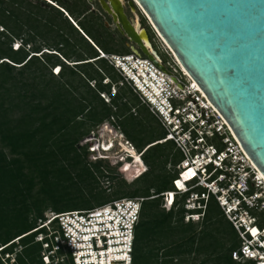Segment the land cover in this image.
I'll return each instance as SVG.
<instances>
[{
    "label": "trees",
    "instance_id": "1",
    "mask_svg": "<svg viewBox=\"0 0 264 264\" xmlns=\"http://www.w3.org/2000/svg\"><path fill=\"white\" fill-rule=\"evenodd\" d=\"M110 37L101 19L69 0H0V264H46L44 243L51 244L47 255L54 239L63 238L58 220L50 239L39 230L47 212L91 211L126 199L144 200L133 264H254L233 259L241 240L214 197L199 201L204 211L186 209L202 189L174 196L170 211L163 209L164 195L176 192L184 155L175 142H163L167 131L101 57L122 53ZM115 117L148 167L131 185L80 146ZM210 143L222 150L218 138ZM106 171L120 180L112 196L99 185ZM190 213L203 214L202 222H186ZM253 214L264 221V214ZM51 264L74 260L62 248Z\"/></svg>",
    "mask_w": 264,
    "mask_h": 264
},
{
    "label": "built area",
    "instance_id": "2",
    "mask_svg": "<svg viewBox=\"0 0 264 264\" xmlns=\"http://www.w3.org/2000/svg\"><path fill=\"white\" fill-rule=\"evenodd\" d=\"M101 57L109 60L110 56L101 53ZM111 58V65L167 131V139L163 142H175L184 155L178 167L179 178L174 182L176 192L165 194V202L171 208L173 200L169 199L172 196L202 189L201 195L191 196L186 209L204 211L206 207L199 201L207 202L214 197L241 240V247L233 254V259L264 264V226H259L260 220L253 214H264V177L226 120L200 88L194 87L186 73L182 72V76L169 74L161 67L162 61L158 64L143 58L142 54L112 55ZM103 132L109 134L105 139L101 137ZM120 136L123 135L108 124L93 133L87 140L92 162L129 163L132 167L136 159L131 150L135 148L128 140H123L122 144L118 140ZM214 138L219 139L222 150L210 143ZM137 156L142 158L140 153ZM190 170L195 175L186 176ZM146 172L145 167L137 175L131 173L133 176L128 174L125 179L130 182ZM177 182L182 187H177ZM143 201L126 199L91 211L54 214L39 230L46 229L50 239L55 235L53 224L58 220L63 238L54 239L55 247L46 255V264H51V256L62 248L71 253L74 264H133L135 229L140 222ZM203 217V214L190 213L186 221L196 222ZM252 229H257V235H252ZM38 238L44 243L47 236L40 234ZM44 246L48 250L51 244L44 243ZM125 256L129 259H124Z\"/></svg>",
    "mask_w": 264,
    "mask_h": 264
},
{
    "label": "water",
    "instance_id": "3",
    "mask_svg": "<svg viewBox=\"0 0 264 264\" xmlns=\"http://www.w3.org/2000/svg\"><path fill=\"white\" fill-rule=\"evenodd\" d=\"M136 2L264 177V0Z\"/></svg>",
    "mask_w": 264,
    "mask_h": 264
},
{
    "label": "rangeland",
    "instance_id": "4",
    "mask_svg": "<svg viewBox=\"0 0 264 264\" xmlns=\"http://www.w3.org/2000/svg\"><path fill=\"white\" fill-rule=\"evenodd\" d=\"M69 1L71 3L78 4V9H81V10H84L85 8L89 9L90 13H94L96 17L101 19V21L104 23V25L106 26V28H107L110 36H111L109 38V40H110L109 42L112 44V46H114L115 49L120 50L122 52L121 54H117V55L128 56V55H125L123 53V51L125 52V50L123 49V45H124V47L126 49H131L132 50V48H136L137 50L138 49L140 50V48L134 42H132L125 34H123L120 31V29H119L120 26H118L116 20L112 16V14L108 13V11L105 9V7H104L105 5L104 4L106 2L108 3L109 0H69ZM82 3H83L84 7H82ZM123 7H124L125 15L127 16V19L131 23H135V22L139 21L141 27L147 31V34H148L149 39H150V41L152 43V46H153L154 50L156 51L157 56L162 61L161 67L164 68L169 74L182 76V72L183 73H185V72L182 70V67H181L178 59L176 58L175 54L170 49V47L166 44L164 39L160 36V34L158 33L157 29L154 27L153 23L151 22L150 18L148 17V15L141 9V7H139L137 2L135 0H123ZM139 52H140V54H142L141 50ZM142 56H143V58H148L144 54H142ZM111 59L112 58L110 56L109 60H107L110 63V65L112 64ZM116 72L119 74V72L117 70H116ZM55 73L58 74L57 71H55ZM109 82H110L109 80H105L104 84H107ZM121 85H123V84H121ZM125 85H127V87H129L133 91V89L126 82H125ZM92 86H95V84H92ZM111 92H112V96H116L117 92H119V88L116 87V86H113ZM133 93L135 94L134 91H133ZM135 96L138 97V99H139V101L141 103V106L147 107L143 103V101L139 98V96L137 94H135ZM101 97L103 99H105L106 103H110L111 102L112 98L109 97L108 95H102ZM153 116L156 118V116L154 114H153ZM156 120L159 122V120L157 118H156ZM105 124H108L109 126H112L115 130H117L119 133H121L123 135V136H120L121 140H124V141L128 140L127 137L125 136V134L122 133V129L119 126V123H118V120H117L116 117L112 118L111 121H108V122L104 123L103 125H105ZM100 127H102V125L97 127L96 129H94L88 137L84 138L81 141L80 146L85 147V148H88V146L90 147V145H87V140L93 135V133H96L100 129ZM99 133H101V132H99ZM108 135L109 134L107 132L105 134L103 132L101 134V137H102V139H103V137L105 139V138L108 137ZM133 147L135 148V151L131 150V154L133 156L135 154H139V152H138L137 148L135 147V145H133ZM88 151H90L89 148H88ZM133 153H135V154H133ZM111 157H114V154H112ZM89 159H90V161L93 160L92 157H89ZM106 164L108 166H111V170L113 172H115L116 175L121 176V177L123 176L124 179L127 178L128 174H131L130 169L132 167H130L128 169V171H126V168L123 169V167L124 166L127 167L129 165V163L127 165H124V164H119L117 162L107 161ZM145 167H146V169L148 171V167L145 165V163H144L143 169H139V170L143 171L145 169ZM105 170H107V169H105ZM105 173H106L105 177H101L100 175H98L99 185H100L101 190H104L107 195L112 196L113 193L115 192V188L119 185L120 180L113 181L110 178H108L107 171ZM132 174L133 175H137L138 173L134 174V172H132ZM134 181L135 180H132V181L129 182V181L126 180L128 185L133 184ZM163 209H165L166 211H170L171 208L165 202L164 206H163ZM53 215H54V213H52L51 211L47 212L45 214L46 221H48L49 219L53 218L54 217ZM44 222L45 221H39L38 225L40 226ZM192 222L195 223L196 225H199L202 221L200 219V220H198L196 222L195 221H192ZM259 226L260 227L264 226V221H260ZM37 241L40 242V238H38ZM43 248H44V252H43V257H44V256H46V254H45V246ZM20 249L21 248H19V250ZM8 258L9 257L6 256V259H8ZM13 263L14 262L12 260L11 264H13Z\"/></svg>",
    "mask_w": 264,
    "mask_h": 264
},
{
    "label": "bare ground",
    "instance_id": "5",
    "mask_svg": "<svg viewBox=\"0 0 264 264\" xmlns=\"http://www.w3.org/2000/svg\"><path fill=\"white\" fill-rule=\"evenodd\" d=\"M104 5H105L106 9L108 11H110L112 16L116 20V22L119 23V24L121 23V24H123L125 26V29L129 31V33H130L131 37L133 38V40L135 42H137V44L142 46V48L151 57V59L154 62L160 64L161 59L157 56V53H156V51L154 50V48L152 46V43H151V41L149 39L147 31L141 27L139 21L135 22V23H131L127 18H125L126 15H125V12H124L123 0H110L108 3L106 2ZM139 7H141V6L139 5ZM141 9L143 10L142 7H141ZM134 49L137 50L136 48H134ZM182 70L187 74V76L192 81L191 77L189 76V74L187 73V71L183 67H182ZM192 82L194 83V87L195 88L198 87V85L194 81H192ZM118 140H121V139H118ZM121 142L123 144V140H121ZM124 149L128 150V148L126 146H124ZM133 154H135V153H133ZM134 157H135L136 161H135V164L130 169V172L131 173L134 172V174H137V173L141 172V170H139V169H143L144 163H143V160L139 156H137V154H135ZM129 168L130 167L127 166L126 167V171H128ZM173 199H174V196H172V198H170L169 200L172 201Z\"/></svg>",
    "mask_w": 264,
    "mask_h": 264
},
{
    "label": "snow or ice",
    "instance_id": "6",
    "mask_svg": "<svg viewBox=\"0 0 264 264\" xmlns=\"http://www.w3.org/2000/svg\"><path fill=\"white\" fill-rule=\"evenodd\" d=\"M17 48H19V45H16ZM57 71H59V69H57ZM186 176H192L195 175V173L191 172V170L188 173H185ZM177 187H182V185L177 182ZM252 235L255 236L257 235V229H252ZM124 259H129L127 256L124 257Z\"/></svg>",
    "mask_w": 264,
    "mask_h": 264
},
{
    "label": "flooded vegetation",
    "instance_id": "7",
    "mask_svg": "<svg viewBox=\"0 0 264 264\" xmlns=\"http://www.w3.org/2000/svg\"><path fill=\"white\" fill-rule=\"evenodd\" d=\"M127 17V16H126ZM114 18V17H113ZM118 24V26H120V31L123 33V34H125L126 35V33H125V31L123 30V26H122V24L120 23H117ZM127 36V35H126ZM128 37V36H127ZM129 38V37H128ZM139 50V49H138ZM140 51V50H139ZM143 54V53H142Z\"/></svg>",
    "mask_w": 264,
    "mask_h": 264
}]
</instances>
